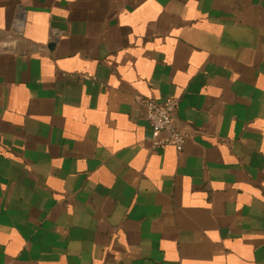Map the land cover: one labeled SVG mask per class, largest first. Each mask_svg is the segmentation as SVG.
<instances>
[{
	"label": "crops",
	"instance_id": "0c3cea01",
	"mask_svg": "<svg viewBox=\"0 0 264 264\" xmlns=\"http://www.w3.org/2000/svg\"><path fill=\"white\" fill-rule=\"evenodd\" d=\"M0 264H264V0H0Z\"/></svg>",
	"mask_w": 264,
	"mask_h": 264
},
{
	"label": "built area",
	"instance_id": "2783aa9c",
	"mask_svg": "<svg viewBox=\"0 0 264 264\" xmlns=\"http://www.w3.org/2000/svg\"><path fill=\"white\" fill-rule=\"evenodd\" d=\"M139 102L145 110L146 119L152 129L163 134L162 137L153 140V149L161 150L168 146H174L178 150H182L186 135L175 121L179 100L168 98L160 102L153 98H145L139 99Z\"/></svg>",
	"mask_w": 264,
	"mask_h": 264
}]
</instances>
